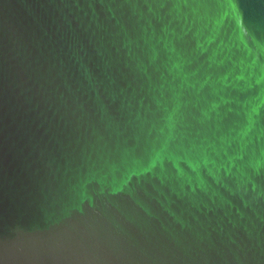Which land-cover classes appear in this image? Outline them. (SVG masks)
<instances>
[{
    "label": "water",
    "instance_id": "95a60500",
    "mask_svg": "<svg viewBox=\"0 0 264 264\" xmlns=\"http://www.w3.org/2000/svg\"><path fill=\"white\" fill-rule=\"evenodd\" d=\"M0 264H264V0H0Z\"/></svg>",
    "mask_w": 264,
    "mask_h": 264
}]
</instances>
